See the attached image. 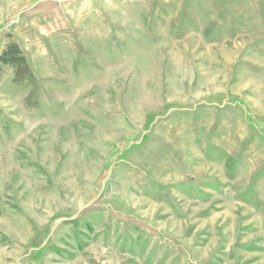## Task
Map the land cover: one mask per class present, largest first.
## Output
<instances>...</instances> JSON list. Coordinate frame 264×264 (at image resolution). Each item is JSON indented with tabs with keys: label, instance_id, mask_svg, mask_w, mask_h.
Returning <instances> with one entry per match:
<instances>
[{
	"label": "rangeland",
	"instance_id": "374dc122",
	"mask_svg": "<svg viewBox=\"0 0 264 264\" xmlns=\"http://www.w3.org/2000/svg\"><path fill=\"white\" fill-rule=\"evenodd\" d=\"M0 264H264V0H0Z\"/></svg>",
	"mask_w": 264,
	"mask_h": 264
}]
</instances>
